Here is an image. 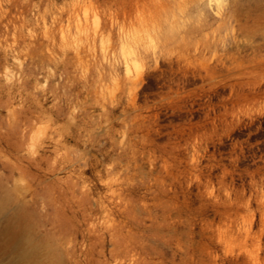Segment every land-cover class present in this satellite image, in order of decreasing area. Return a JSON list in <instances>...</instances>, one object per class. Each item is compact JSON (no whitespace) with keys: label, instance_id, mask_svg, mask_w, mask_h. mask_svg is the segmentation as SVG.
Instances as JSON below:
<instances>
[{"label":"clouds","instance_id":"1","mask_svg":"<svg viewBox=\"0 0 264 264\" xmlns=\"http://www.w3.org/2000/svg\"><path fill=\"white\" fill-rule=\"evenodd\" d=\"M0 264H264V0H0Z\"/></svg>","mask_w":264,"mask_h":264}]
</instances>
